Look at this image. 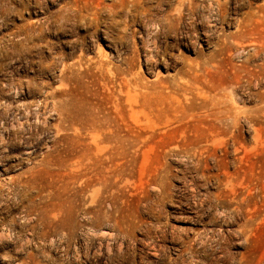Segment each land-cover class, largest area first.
<instances>
[{
	"label": "rangeland",
	"instance_id": "1",
	"mask_svg": "<svg viewBox=\"0 0 264 264\" xmlns=\"http://www.w3.org/2000/svg\"><path fill=\"white\" fill-rule=\"evenodd\" d=\"M0 264H264V0H0Z\"/></svg>",
	"mask_w": 264,
	"mask_h": 264
},
{
	"label": "bare ground",
	"instance_id": "2",
	"mask_svg": "<svg viewBox=\"0 0 264 264\" xmlns=\"http://www.w3.org/2000/svg\"><path fill=\"white\" fill-rule=\"evenodd\" d=\"M146 60H149V59H146ZM78 105L75 103V102H72L71 103V105H70V107H68V109H65L66 110V112H70V111H75V109H78Z\"/></svg>",
	"mask_w": 264,
	"mask_h": 264
}]
</instances>
